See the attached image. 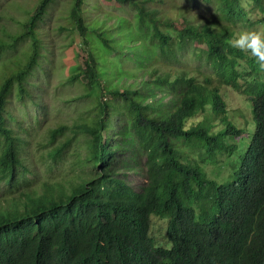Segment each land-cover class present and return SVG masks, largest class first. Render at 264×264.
Wrapping results in <instances>:
<instances>
[{"label":"trees","instance_id":"16d2710c","mask_svg":"<svg viewBox=\"0 0 264 264\" xmlns=\"http://www.w3.org/2000/svg\"><path fill=\"white\" fill-rule=\"evenodd\" d=\"M54 1L14 0L8 17L16 29L0 21V55L21 45L0 67V192L2 184L18 188L0 201V264H264V70L229 44L242 24L253 25V8L264 14L263 0H202L215 16L183 1L86 8V0H70L74 60L65 81L81 85L75 100L90 105L73 123L42 132L37 144L46 140L53 165L70 162L68 171L80 173L29 188L30 141L20 134L28 126L11 108L35 99L30 76L49 70L44 60L53 47L40 25ZM232 92L249 109L243 125L230 110ZM156 94L175 99L166 105ZM174 112L175 122L160 128ZM222 152H237L238 162L218 180L205 168ZM120 158L125 167L146 159L136 169L148 175L140 192L115 193V183L111 190L110 169ZM154 216L167 220V246L151 236Z\"/></svg>","mask_w":264,"mask_h":264},{"label":"rangeland","instance_id":"374dc122","mask_svg":"<svg viewBox=\"0 0 264 264\" xmlns=\"http://www.w3.org/2000/svg\"><path fill=\"white\" fill-rule=\"evenodd\" d=\"M13 1L14 0H0V21L4 22V24L11 30L16 29L15 21L8 17V10H10V4H12ZM69 1L70 0H55L49 8V13L44 22L40 25V31L46 41V45L53 47V51L49 53L48 57L44 60L47 64L45 67H49V70L35 69L30 76V79L34 82L31 86L35 91V99H26V102L15 100L11 108V110L19 113L22 117L23 123L28 126V131L26 132V130H24L20 134L24 138L27 137L30 141V145L27 147L26 151L31 161V168L33 169L31 175L28 177L33 178V180L30 183L29 188H38L41 182L44 181L56 183L55 185H58V182L64 179L57 180V178L65 171V178L67 175L71 174V172L76 176L80 173L79 167L68 171L70 162H67V164L60 162L57 165H53V161L48 158L47 151L43 147L46 140H42V145L40 147H38L37 144L42 138L40 136L42 132H46L58 122H64L65 124L73 123L74 119L84 113L90 105L86 100H75V96L82 91L81 85L76 83L68 84L65 81L66 76L69 74L68 65L74 60L73 48L68 47L67 45L70 37L72 38V34L67 29L69 25L67 21V8ZM99 1L104 8L120 7V4L116 1L109 2L105 0H86L85 7L87 8L92 3ZM181 1H183L188 8H192L194 12L202 15L215 16L211 7L206 5L202 0H191L187 3L186 0H170L169 2H174L176 5L181 6ZM20 3L23 5L26 4V2L23 1H20ZM127 6L128 4H124L125 8H127ZM154 6L159 7L158 4H155ZM163 7L166 8L167 6ZM133 8L134 7H132V9ZM132 9L130 8L129 10L132 11ZM170 11L171 10L166 11L165 14L174 18L176 14H171ZM2 14H5V16ZM16 16L19 19L22 17L20 13H16ZM129 17L131 18L132 16L130 15ZM262 18H264V14H262L259 9L253 8L250 13V21L253 22V25L249 26L248 23L247 25L242 24L241 27L244 29L264 31V22H258V20H261ZM194 44L199 47L204 46L200 43ZM20 48L21 45H18L15 48V51L7 50L2 53L0 55V67L3 61H7L10 55L18 53ZM191 61L197 65L199 63L198 58L194 56ZM200 65L202 66L203 64ZM205 68L209 69V67ZM257 70L258 67H255L254 71L257 72ZM259 74L261 73L259 72ZM257 76L259 78V75ZM259 86H261L260 83ZM227 101L229 102L230 110H233L232 115L235 116V120L243 125L244 115H249V109L247 108L246 103H243V98L232 92L231 96L227 98ZM37 121L39 123H37ZM119 126L120 124L116 126V130ZM80 138L82 140L84 139L81 136ZM246 146L247 144L242 143L238 149L243 153ZM203 151H205V149H203ZM70 153L66 155L64 162L69 160ZM193 157L199 159L197 154H193ZM209 160L210 162L206 163L205 168L208 175L211 178L222 180L226 175H229L231 172L230 169H234V164L237 165L238 153L229 152L227 155V152H222ZM231 166H233V168H231ZM143 173L144 170H140L138 173H130L132 183L138 184L139 187L143 186L146 183V177ZM17 190L18 188L15 191L2 192V197L10 196ZM1 201H4V199L1 198ZM166 227V219L163 220L157 216L152 218L151 236L156 244L167 246Z\"/></svg>","mask_w":264,"mask_h":264},{"label":"clouds","instance_id":"9594fccd","mask_svg":"<svg viewBox=\"0 0 264 264\" xmlns=\"http://www.w3.org/2000/svg\"><path fill=\"white\" fill-rule=\"evenodd\" d=\"M229 44L236 48L248 50L250 54L255 58V61L257 62L258 67L264 70V31L253 30V29H241L232 38H230ZM156 99H161L162 101H164L166 105H168L174 101L175 96L170 95V94H156ZM176 113L177 112L172 113L171 115H169L167 120L161 122L160 128H164L166 126H169L173 122H175ZM128 157H129V154L126 155V161H128ZM124 159L125 158H120L119 165L116 163L114 166H111L110 173H109L111 177L110 188L112 191H114V189H112L111 187V183H115V185L117 186V191H114L115 193L121 194V193L129 192L130 190L135 191V192H140L148 181V175H146V171L144 172V175L146 177V183L143 185V187H134L133 186L134 184L132 182L129 183L127 180H131L130 173H134V172L137 173L136 169L140 166L141 161L143 160V162H145L146 159L140 158L138 163H135L129 160L133 163L134 167H125ZM118 167H121V168H118ZM95 169L98 171L100 170L99 167H96ZM118 169H123V170H118ZM15 170L12 171V177L15 174ZM32 171L33 169H30V170L27 169V172L24 175V177L26 176V178L28 179L29 178L28 176L31 175ZM14 179L18 180L16 176L14 177ZM30 179L33 180V178H30ZM21 180L19 181V185L21 183ZM11 188H15V187L2 184V189L0 192V201H1V198L4 199L5 197H8V196L2 197V192H6V190H9ZM14 193L10 196H13Z\"/></svg>","mask_w":264,"mask_h":264},{"label":"bare ground","instance_id":"6f19581e","mask_svg":"<svg viewBox=\"0 0 264 264\" xmlns=\"http://www.w3.org/2000/svg\"><path fill=\"white\" fill-rule=\"evenodd\" d=\"M180 150H182L183 151V149H180ZM130 156V155H129ZM183 161H185V159H183ZM118 168H121V167H118ZM121 170V169H120ZM129 183H131L132 181L131 180H127ZM134 187H139V185L138 184H134L133 185ZM140 187H143V186H140ZM136 193V192H135ZM72 216H76L77 218H78V215L77 214H75V215H72Z\"/></svg>","mask_w":264,"mask_h":264}]
</instances>
